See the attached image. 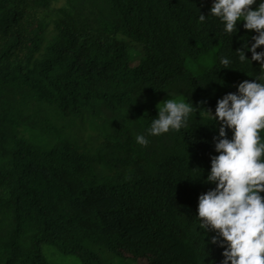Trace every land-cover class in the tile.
<instances>
[{
    "label": "trees",
    "instance_id": "1",
    "mask_svg": "<svg viewBox=\"0 0 264 264\" xmlns=\"http://www.w3.org/2000/svg\"><path fill=\"white\" fill-rule=\"evenodd\" d=\"M210 6L0 0V264H49L42 244L82 264H219L194 216L211 186L188 169L207 175L218 126L193 114L187 129L135 139L168 96L214 111L259 72L220 68L254 32L200 23Z\"/></svg>",
    "mask_w": 264,
    "mask_h": 264
},
{
    "label": "clouds",
    "instance_id": "2",
    "mask_svg": "<svg viewBox=\"0 0 264 264\" xmlns=\"http://www.w3.org/2000/svg\"><path fill=\"white\" fill-rule=\"evenodd\" d=\"M210 16L230 38L239 32L241 22L243 29L254 32L250 43L247 37H238L243 43L232 50L234 56H219L220 68L233 69L237 61L252 66L255 61L259 72L247 74L253 78L217 99L214 111L203 106V100L194 104L190 97L168 96L156 104L157 114L135 139L147 146L149 136L187 129L193 114L207 122L202 125H217L207 175L202 167H188L197 174L193 180L211 186L198 195L194 215L205 250L206 243L221 248L219 264H264V0H211L207 16L198 12L197 19L203 24ZM209 80L199 83L204 86Z\"/></svg>",
    "mask_w": 264,
    "mask_h": 264
},
{
    "label": "rangeland",
    "instance_id": "3",
    "mask_svg": "<svg viewBox=\"0 0 264 264\" xmlns=\"http://www.w3.org/2000/svg\"><path fill=\"white\" fill-rule=\"evenodd\" d=\"M41 251L49 264H82L76 255L62 253L56 246L53 245L42 244ZM120 260V257H118L117 261H115L118 263ZM127 264H131V262H127ZM134 264H147V262L140 259Z\"/></svg>",
    "mask_w": 264,
    "mask_h": 264
}]
</instances>
